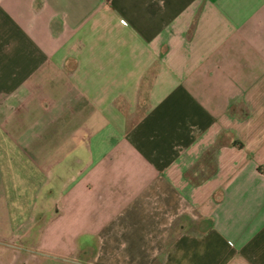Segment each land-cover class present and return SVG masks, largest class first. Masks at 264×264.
Returning <instances> with one entry per match:
<instances>
[{
    "label": "crops",
    "instance_id": "0c3cea01",
    "mask_svg": "<svg viewBox=\"0 0 264 264\" xmlns=\"http://www.w3.org/2000/svg\"><path fill=\"white\" fill-rule=\"evenodd\" d=\"M0 206L68 264H264V0H0Z\"/></svg>",
    "mask_w": 264,
    "mask_h": 264
},
{
    "label": "rangeland",
    "instance_id": "374dc122",
    "mask_svg": "<svg viewBox=\"0 0 264 264\" xmlns=\"http://www.w3.org/2000/svg\"><path fill=\"white\" fill-rule=\"evenodd\" d=\"M36 215L38 214L34 212L20 217L10 216V218L18 217L17 219L21 221L25 220L23 227L12 230L11 227H6L9 214L3 206H0V264H68L65 252L50 250L45 247L47 242L42 243L44 234L42 235L41 228L49 218ZM76 257L77 264H92L83 254Z\"/></svg>",
    "mask_w": 264,
    "mask_h": 264
}]
</instances>
